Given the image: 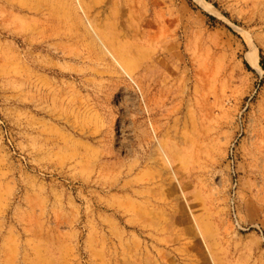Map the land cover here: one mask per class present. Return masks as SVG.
<instances>
[{
    "label": "rangeland",
    "instance_id": "obj_1",
    "mask_svg": "<svg viewBox=\"0 0 264 264\" xmlns=\"http://www.w3.org/2000/svg\"><path fill=\"white\" fill-rule=\"evenodd\" d=\"M0 264H264V0H0Z\"/></svg>",
    "mask_w": 264,
    "mask_h": 264
},
{
    "label": "built area",
    "instance_id": "obj_2",
    "mask_svg": "<svg viewBox=\"0 0 264 264\" xmlns=\"http://www.w3.org/2000/svg\"><path fill=\"white\" fill-rule=\"evenodd\" d=\"M230 156H231V161L233 162V149L231 148L230 150ZM237 186V178H233L232 179V184H231V188H232V193H231V199H230V206H231V211H232V218L233 221L235 223L236 226L240 227V222H239V218H238V214L235 208V200H234V194L236 192L235 188Z\"/></svg>",
    "mask_w": 264,
    "mask_h": 264
}]
</instances>
